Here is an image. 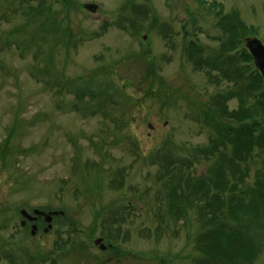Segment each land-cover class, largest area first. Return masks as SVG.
Segmentation results:
<instances>
[{
	"label": "rangeland",
	"instance_id": "obj_1",
	"mask_svg": "<svg viewBox=\"0 0 264 264\" xmlns=\"http://www.w3.org/2000/svg\"><path fill=\"white\" fill-rule=\"evenodd\" d=\"M69 1L0 0V264H200L199 240L213 222L204 229L184 176V210H166L159 162H188L192 175L204 174L208 161L193 165V152L215 130L203 123V107L221 94L231 109L255 106L246 85L232 80L218 17L244 22V46L248 36L264 43V0ZM189 41L199 49L188 56ZM197 57L213 67H197ZM40 68L61 82L91 80L117 104L108 98L96 114L97 99L74 107L72 93L32 76ZM263 159L255 149L239 167L247 184ZM35 208L64 214L32 235L31 224L18 226L20 210ZM110 211L117 249L102 250L94 240L104 238ZM253 236L252 256L236 264H264V231Z\"/></svg>",
	"mask_w": 264,
	"mask_h": 264
},
{
	"label": "trees",
	"instance_id": "obj_2",
	"mask_svg": "<svg viewBox=\"0 0 264 264\" xmlns=\"http://www.w3.org/2000/svg\"><path fill=\"white\" fill-rule=\"evenodd\" d=\"M65 3L69 5L70 1ZM26 14L28 15L29 11ZM218 18V24L222 29L221 38L226 37L222 43V55L233 65L232 80L246 85L247 96L254 98L255 106L248 109L242 107L231 109L228 105L229 96L221 94L212 97L209 106H204L201 114L204 116L203 123L215 130L214 135L209 137L206 145L194 148L193 152V165L195 161L198 163L204 159L208 161V170L204 174L192 175L188 171V162L181 163L175 159L171 161L173 164L169 165L166 160H160L157 175L158 182H162L164 189L169 193L168 204L165 206L167 211L177 213L184 210L179 200L188 195L178 193L184 176L188 178L187 188L193 192V206L197 207L202 215L200 218L204 229L209 227L208 222H213L212 229L208 228L201 237L199 236V249L202 252L200 264H236L238 259L241 261L242 258L249 259L255 246L253 232L256 228L264 231V166L256 173L253 184H247L244 181L245 175L238 170L239 167L247 164L255 149L261 152L264 158V81L253 66L252 56L243 45V41L238 39L239 35L247 30V26L234 14L223 16L220 14ZM59 30L57 24L48 31L55 34ZM244 35L249 34L246 31L242 37ZM77 41L79 39H75V45ZM9 42L6 41L7 44ZM19 42L24 50L31 45V41H27V38L20 39ZM198 47L196 41H189L183 50L189 56L191 51L198 50ZM193 62L199 68L204 64L208 70L214 65L212 60L207 62L200 57L195 58ZM32 76L36 80L41 79V76L50 77L46 79L49 83H58L65 92L72 93L76 102L72 103L74 107L78 104L91 103L85 101L86 99H97L96 104L92 106L93 109H90L91 114L103 112L108 98L111 99L108 102L117 104L115 102L117 96L112 94L111 90L109 93L108 90H101L102 88L91 80L76 78L61 82L57 77L52 78V73L47 68H40L36 73L33 71ZM228 146H231V151H228ZM192 178L193 185L190 184ZM112 179L111 185L114 183ZM238 182L242 186L239 187ZM243 183L247 186H243ZM158 195H161V191ZM115 214L117 213L110 211L104 218L107 232L103 236L112 244L108 249H117L114 244L116 239L112 238V234H108V231L111 233L115 230V225L112 226L116 219ZM39 219L40 226H43L45 223L42 217ZM18 227L26 230L25 227Z\"/></svg>",
	"mask_w": 264,
	"mask_h": 264
},
{
	"label": "water",
	"instance_id": "obj_3",
	"mask_svg": "<svg viewBox=\"0 0 264 264\" xmlns=\"http://www.w3.org/2000/svg\"><path fill=\"white\" fill-rule=\"evenodd\" d=\"M84 8L89 10L90 12L94 13L97 11L98 6L93 3H87L84 5ZM245 47L248 49L249 53L253 57V64L256 67V69L259 70V72L262 75L263 81H264V44L263 42L256 36H249L245 38ZM20 214L23 217V220L21 221V226H25L27 220L29 221H35L38 216H44L45 222L48 224L47 227L44 228V232H48L52 228V219L54 215L63 214V212H50L45 213L39 209H35L33 213H29L25 209L20 210ZM37 231V225H33L31 228V234L35 235ZM95 245H99L100 249L105 250L106 245L103 243V238H97L94 241Z\"/></svg>",
	"mask_w": 264,
	"mask_h": 264
},
{
	"label": "flooded vegetation",
	"instance_id": "obj_4",
	"mask_svg": "<svg viewBox=\"0 0 264 264\" xmlns=\"http://www.w3.org/2000/svg\"><path fill=\"white\" fill-rule=\"evenodd\" d=\"M42 219L44 220V218H42ZM43 220H42V221H43ZM40 221H41L40 219H37V220L34 221V222L27 221L25 226H27L28 224H31V226H32L33 224H35V225H37V228L39 229V227H40V225H41V222H40Z\"/></svg>",
	"mask_w": 264,
	"mask_h": 264
}]
</instances>
